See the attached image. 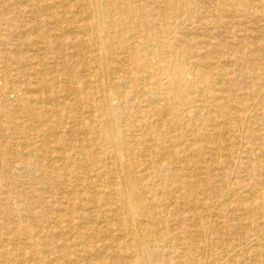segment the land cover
<instances>
[{"label":"bare ground","instance_id":"6f19581e","mask_svg":"<svg viewBox=\"0 0 264 264\" xmlns=\"http://www.w3.org/2000/svg\"><path fill=\"white\" fill-rule=\"evenodd\" d=\"M0 264H264V0H0Z\"/></svg>","mask_w":264,"mask_h":264}]
</instances>
